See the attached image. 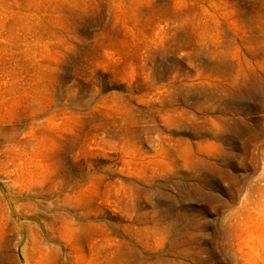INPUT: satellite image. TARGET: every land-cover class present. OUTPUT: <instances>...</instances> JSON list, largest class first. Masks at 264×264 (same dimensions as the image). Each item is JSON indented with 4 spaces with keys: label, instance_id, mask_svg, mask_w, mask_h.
Here are the masks:
<instances>
[{
    "label": "rangeland",
    "instance_id": "1",
    "mask_svg": "<svg viewBox=\"0 0 264 264\" xmlns=\"http://www.w3.org/2000/svg\"><path fill=\"white\" fill-rule=\"evenodd\" d=\"M0 264H264V0H0Z\"/></svg>",
    "mask_w": 264,
    "mask_h": 264
}]
</instances>
